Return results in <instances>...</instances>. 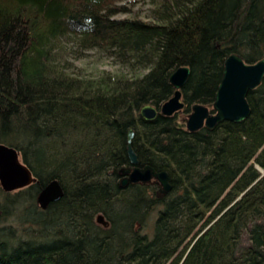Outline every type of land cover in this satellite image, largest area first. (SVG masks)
<instances>
[{"label": "trees", "instance_id": "1", "mask_svg": "<svg viewBox=\"0 0 264 264\" xmlns=\"http://www.w3.org/2000/svg\"><path fill=\"white\" fill-rule=\"evenodd\" d=\"M162 4L155 21L115 17L119 0H0V142L37 176L0 184V264H264V78L244 120L186 124L196 102L215 111L230 54L264 56V0ZM73 36L147 70L75 72ZM182 65L183 108L140 116L173 95ZM131 128L139 165L168 170L169 191L155 177L123 184ZM54 178L64 195L43 208Z\"/></svg>", "mask_w": 264, "mask_h": 264}, {"label": "water", "instance_id": "2", "mask_svg": "<svg viewBox=\"0 0 264 264\" xmlns=\"http://www.w3.org/2000/svg\"><path fill=\"white\" fill-rule=\"evenodd\" d=\"M191 74L189 65H182L176 68L170 75V81L175 86L172 96L163 102L159 109L156 105L147 103L139 111L140 116L146 119L155 118L159 111L165 114H173L183 108L182 88L188 81ZM264 78V56L254 62H248L241 54L232 53L226 60L222 80L216 92L212 111L210 106L196 102L192 111L186 118L187 127L191 130L199 129L206 125L213 128L220 121L229 119L241 121L247 118L252 107L248 99L251 89L257 87ZM134 129L129 132L128 152L132 166L123 169L125 176L123 184L129 181L147 182L154 177L161 184V191L166 192L172 189L168 170H156L153 166H140L139 157L135 151L132 140ZM37 180L30 166L20 156L19 149L11 144L0 142V184L6 191H13ZM64 186L58 178L51 179L39 192L38 201L43 208L54 200L64 195ZM100 221H105L103 213L98 215Z\"/></svg>", "mask_w": 264, "mask_h": 264}, {"label": "rangeland", "instance_id": "3", "mask_svg": "<svg viewBox=\"0 0 264 264\" xmlns=\"http://www.w3.org/2000/svg\"><path fill=\"white\" fill-rule=\"evenodd\" d=\"M119 2L124 4L127 9L118 11L114 14L115 17L140 15L142 18H151L155 21L157 17L152 16L154 9L162 7L163 5L162 0H119ZM82 41L83 40L77 36L65 38V44L69 49L68 61L66 64L74 69L75 72L88 74L95 68H104L113 72H127L133 75L134 73H143L147 70L141 67L133 69L130 63L122 61L121 58L114 54L112 49L107 46H89ZM15 215L18 216V214ZM154 221V217L151 215L150 221L146 224L145 231L150 229ZM14 223L18 225L16 221H14Z\"/></svg>", "mask_w": 264, "mask_h": 264}, {"label": "flooded vegetation", "instance_id": "4", "mask_svg": "<svg viewBox=\"0 0 264 264\" xmlns=\"http://www.w3.org/2000/svg\"><path fill=\"white\" fill-rule=\"evenodd\" d=\"M159 185H160V187H161V184H160V182H159ZM161 189V188H160Z\"/></svg>", "mask_w": 264, "mask_h": 264}]
</instances>
